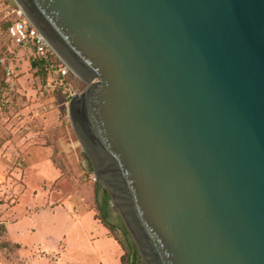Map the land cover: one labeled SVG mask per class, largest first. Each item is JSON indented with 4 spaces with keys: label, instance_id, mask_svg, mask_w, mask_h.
Returning <instances> with one entry per match:
<instances>
[{
    "label": "water",
    "instance_id": "95a60500",
    "mask_svg": "<svg viewBox=\"0 0 264 264\" xmlns=\"http://www.w3.org/2000/svg\"><path fill=\"white\" fill-rule=\"evenodd\" d=\"M15 2L143 263L264 264V0Z\"/></svg>",
    "mask_w": 264,
    "mask_h": 264
},
{
    "label": "rangeland",
    "instance_id": "374dc122",
    "mask_svg": "<svg viewBox=\"0 0 264 264\" xmlns=\"http://www.w3.org/2000/svg\"><path fill=\"white\" fill-rule=\"evenodd\" d=\"M23 17L15 0H0V59L6 62H0V90L6 80L5 66L12 70L15 89L10 107L0 109L3 257H21L17 255L21 246L7 237L6 222L29 215L20 226L35 232L27 233L23 242L35 247V252L38 247L42 253L56 251L53 264H119L115 259L119 252L130 264L132 251L144 264L111 198L108 216L102 220L107 191L70 123L69 101L62 90L47 86L49 76L33 68L28 52L8 36V27ZM75 75L69 84L79 94L87 83ZM47 206L55 210H42ZM23 255L34 258L31 253Z\"/></svg>",
    "mask_w": 264,
    "mask_h": 264
},
{
    "label": "built area",
    "instance_id": "2783aa9c",
    "mask_svg": "<svg viewBox=\"0 0 264 264\" xmlns=\"http://www.w3.org/2000/svg\"><path fill=\"white\" fill-rule=\"evenodd\" d=\"M24 14V13H23ZM25 17L16 20L8 27V36L17 47L26 50L30 56L32 64H38L49 75L48 87L60 89L70 101L76 94L69 84V78L75 75L69 67L60 59L57 53L49 45L36 26ZM7 61V60H6ZM5 65V60L0 59ZM6 80L0 90V109L9 108L14 92V85L11 82L12 70L5 66ZM76 76V75H75Z\"/></svg>",
    "mask_w": 264,
    "mask_h": 264
},
{
    "label": "crops",
    "instance_id": "0c3cea01",
    "mask_svg": "<svg viewBox=\"0 0 264 264\" xmlns=\"http://www.w3.org/2000/svg\"><path fill=\"white\" fill-rule=\"evenodd\" d=\"M49 206H47L45 209H42L44 211H48V212H52L54 210H52V208H48ZM29 217V215H25V216H22L18 219H15L13 221H9V222H6L5 226H6V230H7V233H8V239L21 246V248L18 250L17 252V255H20L21 257L20 258H11V260H8L6 257H3L4 256V252H2L0 250V264H43V261L47 262V264L51 263H55L57 261V252L56 251H53V250H48L46 251L45 253L41 252V248L38 247L36 249V252L34 250H32L33 248L35 247H32V246H29L27 242H23L25 241V239L27 238V233L31 234L32 231L35 232L34 229L31 228H27L26 227H21V222H26L27 218ZM31 251V252H29ZM29 252V253H28ZM24 253H27L30 255H33L34 258L29 259L28 258V255L27 256H24L23 254ZM35 253V255H34ZM44 255L47 257H44ZM122 254L119 252V253H116V256H115V259L118 258L119 260V264H123L122 263Z\"/></svg>",
    "mask_w": 264,
    "mask_h": 264
},
{
    "label": "trees",
    "instance_id": "16d2710c",
    "mask_svg": "<svg viewBox=\"0 0 264 264\" xmlns=\"http://www.w3.org/2000/svg\"><path fill=\"white\" fill-rule=\"evenodd\" d=\"M32 67L33 68H36V69H38V72L39 73H41V74H43V75H45V76H49L42 68H41V66L40 65H38V64H32ZM109 200H110V197H109V195L106 193L105 194V198H104V207H103V216H102V220L103 221H105L106 220V216H108V211H107V209H108V203H109ZM132 258V263H130V264H141V262L139 261V255L137 254V252L136 251H132V253L131 254H129V256H128V259H131ZM127 261V260H126ZM125 260H124V258L122 259V263L123 264H129V262H127V263H125L126 262Z\"/></svg>",
    "mask_w": 264,
    "mask_h": 264
}]
</instances>
